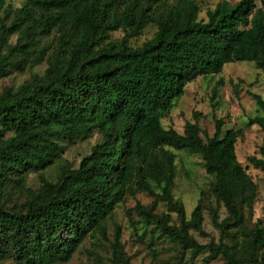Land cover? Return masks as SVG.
<instances>
[{
    "label": "trees",
    "instance_id": "1",
    "mask_svg": "<svg viewBox=\"0 0 264 264\" xmlns=\"http://www.w3.org/2000/svg\"><path fill=\"white\" fill-rule=\"evenodd\" d=\"M218 1L206 21L198 20L195 0H25L4 11L0 77L43 62L47 68L0 94V264L68 263L87 239L104 238L115 208L139 193L153 197L148 207H134L140 221L154 224L183 253H207V260L224 264H264V228L247 231L245 225L257 187L235 154L243 130L223 131L221 119L214 121L212 137L197 122H186L182 134L161 125L196 78L241 62L264 71V0ZM147 24L156 28L152 39L130 47L126 39ZM116 31L124 38L109 41ZM50 37V45L41 44ZM251 97L257 114L247 127L264 132V99ZM95 133L101 141L72 168L62 158V144ZM173 151L200 155L212 178L210 192L227 212L219 221L217 209H209L221 233L217 243L202 245L190 235L207 237L203 207L197 203L187 220L173 199ZM250 162L264 175V141L260 158ZM53 168L50 180L45 173ZM29 172L38 175L37 189L25 188ZM11 189L24 193L23 203L8 205ZM160 202L167 214H155ZM170 213L178 225L170 223ZM121 235L117 227L107 263L95 258L94 264H131Z\"/></svg>",
    "mask_w": 264,
    "mask_h": 264
},
{
    "label": "rangeland",
    "instance_id": "2",
    "mask_svg": "<svg viewBox=\"0 0 264 264\" xmlns=\"http://www.w3.org/2000/svg\"><path fill=\"white\" fill-rule=\"evenodd\" d=\"M4 8L0 16L4 17L5 10L22 7L25 0H3ZM200 8L198 20L206 21V12L213 10L218 0H195ZM233 5L236 1L227 0ZM260 7L259 3H256ZM156 28L147 24L141 33L133 38H127L130 47L138 48L146 41L152 39ZM124 38L122 31L110 34L109 41H120ZM52 37L44 39L42 45H50ZM16 36L10 42L15 43ZM47 68L43 62L32 70L19 73L10 71L6 76L0 77V94L5 89L16 90L22 83L29 80L31 75H42ZM251 95H258L264 99V71L256 68L253 63L241 62L225 65L220 74L198 77L184 87L183 95L175 102L173 109L162 119L161 125L165 129H173L182 134L186 122H197L201 130L206 131L209 137L214 134V121L221 119L224 123L223 131L243 130V137L235 145L237 161L246 170L257 187L256 200L251 212H246L245 225L251 231L256 224L264 228V175L250 162L251 157L260 158V148L263 146L264 132L257 126L247 127L248 120L257 114L255 102ZM101 141L99 134L77 141L72 145L62 144L64 150L62 158L72 168H77L81 159L90 152V149ZM175 154V178L171 193L175 201L180 202L185 209V217L190 215L197 203L203 207V231L207 237L197 232H190L191 237L199 244L211 241L217 243L220 231L211 223L210 207L216 208L219 221L227 217L222 204L218 203L210 192L212 178L205 172L201 156L188 151H173ZM57 169H50L45 176L54 180ZM26 189H37L40 185L38 175L32 172L27 174ZM8 205H19L25 200L24 193H16L11 189ZM153 197L147 193H139L134 197H127L118 205L106 222L105 237L96 236L87 239L74 253L66 264H94L95 258L107 263L110 257V245L113 241L117 227L121 231V244L124 252L129 256L131 264H224L223 259L207 260V253L192 258L190 252L183 253L177 246L166 239L155 228V225L145 226L134 211L136 204L148 207ZM156 215L167 214L165 203L160 202ZM170 223L178 225V216L170 213ZM231 231H234L232 229ZM228 239L225 238V241ZM3 264H10L6 261Z\"/></svg>",
    "mask_w": 264,
    "mask_h": 264
}]
</instances>
